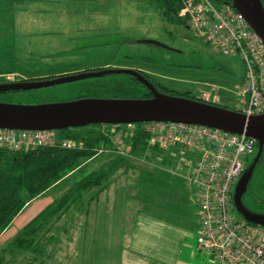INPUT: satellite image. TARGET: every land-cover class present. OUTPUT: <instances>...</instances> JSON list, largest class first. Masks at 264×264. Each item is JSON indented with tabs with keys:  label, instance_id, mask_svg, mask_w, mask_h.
<instances>
[{
	"label": "rangeland",
	"instance_id": "374dc122",
	"mask_svg": "<svg viewBox=\"0 0 264 264\" xmlns=\"http://www.w3.org/2000/svg\"><path fill=\"white\" fill-rule=\"evenodd\" d=\"M146 39L160 41L175 50L146 44ZM110 67L139 69L171 90L188 91L199 99L230 109H235L236 92L246 74L239 54L225 55L204 39L196 37L186 22L181 26L166 20L155 0H24L12 6L0 5V83L17 81L12 75L15 72L34 75ZM202 81L213 83L217 87L216 91L211 92L209 88L203 91L198 83ZM204 92L209 94L206 98L203 97ZM144 93L145 88L134 83L127 75L112 74L39 89L2 93L0 101L37 105L71 101L82 96L138 98ZM93 129L110 133L114 141L121 135L124 143L130 146L132 155L136 156L130 139L139 128L128 130L125 126L109 125L81 127L79 131L84 134ZM111 142H102L100 146L109 149L113 146ZM90 153L94 156L93 151ZM255 154L256 150L249 156L246 168ZM98 156L89 159V163L86 161L87 171L97 168L110 157H126L111 151L107 158ZM132 161L134 169L121 170L114 180L129 184L134 174V187L140 189L134 194L136 200L149 203L164 199L160 202L164 209L156 212L164 211L165 220L181 225L185 230L175 249L181 261L186 264H209L204 252L197 249L199 220L194 189L183 178L174 177L168 171L151 165L146 166L149 160L140 161L134 157ZM78 177H82V174L72 173L59 185L29 201L14 220L15 223L3 235L0 234V249L9 246L17 231L25 225L24 219L34 216L61 196ZM156 193L160 196H156ZM243 202L252 211L264 213V165L257 166ZM30 204H33L32 209L26 214ZM124 205L122 197L114 207L109 206L101 225L96 228L97 232L93 224L89 223L84 229L83 214L78 216L76 212L74 215L73 208L51 225L44 235L47 240L40 242L43 251L39 256L7 250L3 252L2 264H68L74 260L73 251L78 235L92 229L100 235H112L113 240L97 239L91 243L96 251L89 256V263L125 264L121 254L123 249L127 251L130 247L126 244V237L124 243L123 237L126 229V221L122 216ZM234 214L243 218L236 208ZM24 215L26 218H23ZM54 227L60 231L58 234ZM48 240L49 244H45ZM79 258L84 264L86 258L83 259L82 255Z\"/></svg>",
	"mask_w": 264,
	"mask_h": 264
},
{
	"label": "built area",
	"instance_id": "2783aa9c",
	"mask_svg": "<svg viewBox=\"0 0 264 264\" xmlns=\"http://www.w3.org/2000/svg\"><path fill=\"white\" fill-rule=\"evenodd\" d=\"M178 1L181 4L178 16L186 21L196 37L225 55L241 56L246 74L236 92L234 110L248 117L264 113V41L260 35L231 3ZM214 90L213 86L212 92ZM207 95L203 93L204 98ZM112 125L146 130L150 134L147 152L161 151L173 161L176 170L186 173L197 195V249L206 254L209 264H264V225L238 218L233 202V188L258 146L255 139L184 122ZM60 131L0 128V149L24 153L56 146L89 149L86 140L63 137ZM104 133L113 146L109 149L100 145L91 147L92 158L110 151L132 158L131 148L121 135L114 141L110 133ZM143 156L134 155L136 159Z\"/></svg>",
	"mask_w": 264,
	"mask_h": 264
},
{
	"label": "water",
	"instance_id": "95a60500",
	"mask_svg": "<svg viewBox=\"0 0 264 264\" xmlns=\"http://www.w3.org/2000/svg\"><path fill=\"white\" fill-rule=\"evenodd\" d=\"M231 4L264 41L262 0H231ZM161 48L175 50L157 40H144ZM112 74L131 75L148 88L150 97H88L37 105L0 101V128L21 130H64L91 125L144 122H184L204 125L229 133L244 134L257 141L258 151L236 183L234 206L243 219L264 225V213L252 211L243 202L257 162L264 150V113L246 116L240 111L206 101L172 95L159 90L141 71L131 68H100L46 79L15 80L0 83V93L39 89Z\"/></svg>",
	"mask_w": 264,
	"mask_h": 264
},
{
	"label": "trees",
	"instance_id": "16d2710c",
	"mask_svg": "<svg viewBox=\"0 0 264 264\" xmlns=\"http://www.w3.org/2000/svg\"><path fill=\"white\" fill-rule=\"evenodd\" d=\"M23 1L0 0V5L12 6ZM215 1L231 3V0ZM155 2L166 20L177 22L180 25L186 22L178 16L181 7L178 0H155ZM128 77L134 83L141 85L136 78ZM155 83L159 90L165 93L202 100L191 95L188 91H174L157 81ZM146 91L145 89V93L140 97L152 96L150 92L147 93ZM113 97L120 96L114 95ZM100 126L103 127V125H91L88 127L95 128ZM79 129L68 128L61 130V136L72 137L76 140L84 139L89 149L70 150L56 146L40 148L26 153L0 149V234L14 222L28 206L29 201L59 185L72 173L79 172L82 174V177H78L61 196L55 198L52 203L44 206L32 216L17 231L8 247L0 249V264L4 261V258H2L3 252L7 250L14 251L17 254L39 256L43 251L40 244L41 240H47L44 235L48 233L51 225L58 221L61 215L73 208L74 215L76 212L78 216L89 212L90 203L98 197L101 190L114 181L118 172L134 168L132 159L113 156L97 168L87 171L86 164L89 159H92L90 158L92 156L90 153L91 147L98 146L105 141L110 142L111 139L102 131L93 129L83 134ZM139 129L134 137L130 139L133 144V151L137 156H143L147 153L143 157L146 160H154L158 156L156 153L160 151L152 149L149 153L147 152L150 134L141 127ZM59 232L56 229V233L58 234ZM45 244H49V240Z\"/></svg>",
	"mask_w": 264,
	"mask_h": 264
},
{
	"label": "crops",
	"instance_id": "0c3cea01",
	"mask_svg": "<svg viewBox=\"0 0 264 264\" xmlns=\"http://www.w3.org/2000/svg\"><path fill=\"white\" fill-rule=\"evenodd\" d=\"M77 72L81 71L73 72L72 70H60L54 72L53 74L40 73L34 75H28L20 72L10 73H12V75H14L17 80H28L46 79ZM198 83L200 86H202V89H204L203 91H208L206 88H209V91L212 92V88L214 86L213 83L208 81H202ZM214 87V91H216L217 87ZM203 91H201V93ZM216 94L219 97V94L217 92ZM219 100L221 101L220 97ZM156 154L158 156H156L154 160H149L146 166L151 165L160 170H166L172 176L178 177L180 179L183 178L187 183L190 184V181L188 180V178H186V173L183 170H176V165H174L173 161L169 160L168 155L162 153L161 151ZM98 157L107 158V154H103ZM132 157L134 158V155H132ZM133 158L129 159L133 160ZM137 160L141 161L146 159L137 158ZM139 191L140 189H136L134 187V174H132L131 179L129 180V184H121L118 183L117 180H114L108 187L101 190L98 194V197L92 203H90L89 212L83 215L84 218L82 221V226H84L85 229L88 223L93 224L96 231V228L98 229V227L101 225L103 217L109 211V206L113 205L114 207L116 202L120 201L122 197H124L125 210L122 216L126 221V229L124 231L123 237L124 243L126 237V240L129 243L126 244L130 247V249L127 251H125L126 249H123L124 251H122L121 254V258H125V264H186L181 261L182 258L179 257V253H177L175 250L177 248L176 243L181 241V237L185 234V230L183 229V227H181V225H176L165 220L163 218L164 211L156 212L162 211L164 209V207L160 203L164 199H162L161 201L149 203L140 202L139 200H136L134 198V194L138 193ZM156 196L160 195L156 193ZM32 206L33 204H30L29 208L26 211V214H29V209H32ZM105 207L108 210H104ZM24 216L25 217L23 218H26V215ZM30 218L28 217L27 219H24V223L26 224ZM7 229H9V227ZM7 229H5L1 234L3 235ZM95 231H93V229L90 231L85 230L83 234L78 235L77 238H73V240H75L76 238V249L73 251L74 260L73 262H69L68 264H81V260L79 258V256L81 255L83 259L86 258L84 264H90L88 258L96 251L93 249V245L91 243L95 242L97 239H103L104 241L113 240L112 235H100L95 233Z\"/></svg>",
	"mask_w": 264,
	"mask_h": 264
},
{
	"label": "flooded vegetation",
	"instance_id": "af4514ba",
	"mask_svg": "<svg viewBox=\"0 0 264 264\" xmlns=\"http://www.w3.org/2000/svg\"><path fill=\"white\" fill-rule=\"evenodd\" d=\"M262 2H263V4H264V0H262ZM173 24H175V25H180L179 23H177V22H173ZM182 26V25H181ZM131 69H133V68H131ZM139 70V69H138ZM139 71H141V70H139ZM142 72V74L143 75H145L150 81H152L153 83H155V81L146 73V72H144V71H141ZM127 76H130V77H132V78H134L133 76H131V75H127ZM138 81V80H137ZM139 82V81H138ZM140 83V82H139ZM141 85H143L142 83H140ZM156 84V83H155ZM157 86V85H156ZM143 88H145L147 91V93H151V91L148 89V88H146L144 85H143ZM157 88L159 89V87L157 86ZM9 93V92H8ZM0 94H2V93H0ZM151 95H152V93H151ZM257 151H258V146H257V148H256V154H257ZM256 154L254 155V157L256 156ZM254 157L252 158V160L251 161H253V159H254ZM251 161H250V163H251ZM259 165H264V150H263V152H262V154H261V156H260V158H259V160H258V162H257V166H259Z\"/></svg>",
	"mask_w": 264,
	"mask_h": 264
},
{
	"label": "bare ground",
	"instance_id": "6f19581e",
	"mask_svg": "<svg viewBox=\"0 0 264 264\" xmlns=\"http://www.w3.org/2000/svg\"><path fill=\"white\" fill-rule=\"evenodd\" d=\"M181 8V7H180ZM176 95V94H175ZM96 146V145H95ZM94 154V153H93Z\"/></svg>",
	"mask_w": 264,
	"mask_h": 264
}]
</instances>
